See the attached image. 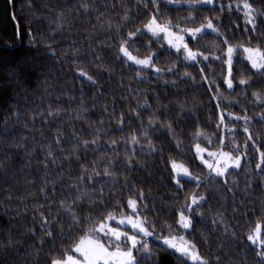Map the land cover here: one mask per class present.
Instances as JSON below:
<instances>
[{
    "label": "trees",
    "instance_id": "1",
    "mask_svg": "<svg viewBox=\"0 0 264 264\" xmlns=\"http://www.w3.org/2000/svg\"><path fill=\"white\" fill-rule=\"evenodd\" d=\"M81 2L82 0H0V264H47L49 252L55 250L59 253L61 243L69 242L61 241L56 236L58 228L48 229L53 230V239L44 237L38 213H43L49 220H60L68 236L82 234L83 225L80 233L69 231L70 217L64 215L60 208L61 200L67 205L68 199L74 198L77 193L76 187L69 188L68 185L76 184L79 168L71 156L68 160L61 157L70 153L75 138L90 140V128L115 129L109 119L114 111L116 115L121 112L127 114L128 108L134 107L137 100L145 96L155 108L152 93L159 97L161 105H167V109L158 108L157 114L163 117L167 112V118L176 128L182 146L177 149L166 133L158 134L155 137L158 148L156 153H136V159L141 162L143 168L133 167L131 172L125 171L127 181L135 184L137 191L141 188L144 190L145 207L141 216L155 223L158 235L182 234V230L174 224L175 212L184 201L185 195L196 188V184L194 181L184 180V190L179 192L176 186L170 183L166 161L171 157L185 165L193 175L201 177L200 186L196 190L203 191L206 197L200 208L202 215H193L191 231H183L185 238L196 244L208 264H256L253 245L242 239V234L264 217V187L260 182V176H264V172H261L260 176L256 175L258 170L251 146L245 149L248 160L243 159L240 168L226 172V176H231L233 182L225 184L219 178H214V175L195 159L189 133L199 124L204 133L213 137L212 147H217L216 105L210 99L216 94V86H221L220 95L223 98L218 101L221 107L227 105L228 111L242 115L241 105H247L248 99H251V90L264 91V85L254 83L252 89L244 96L240 95L239 90L230 92L223 86L222 63L212 62L211 58L209 61L216 84H204L198 69L192 67L191 62L178 58L174 51L167 49V45H163L160 50L157 62L160 66L174 62L177 70L173 74L165 73L162 79H157L151 69H144L142 78L137 80V67H124L122 60L116 59L115 49L106 47L115 43V35L94 26L99 21L109 19L118 22L125 11L129 16L130 25L143 23L147 12L152 11L150 0H83L89 4L87 13L79 8ZM145 3H149L147 10L143 7ZM254 6L264 11V0H254ZM160 9L161 18H169L173 24L177 22V17L186 16L190 10L186 6L176 5L165 8L163 4ZM212 14V10L207 6H200L195 12L196 22L199 23L201 16ZM237 15L233 11L232 18L236 19ZM181 24L183 26V21ZM230 25L231 20L225 18L221 31H227ZM243 33L241 26L231 34V42L251 40L253 45L264 43V18L258 17L254 37ZM213 40L211 34H206L200 43L211 47ZM97 41L100 43L97 44ZM152 46L157 47L155 44ZM73 49H76L75 55ZM134 54L142 55L144 49L140 48L139 52ZM97 55L100 56L99 61L95 59ZM101 63L111 71L105 72L99 68ZM94 64L97 67H93ZM246 65L242 54L237 52L233 75L238 77L243 73L247 76L249 71ZM77 68L93 75L97 86H92L84 77L79 76ZM183 72L190 75L183 76ZM144 76H147L146 80L143 79ZM260 79L262 78L253 76V81ZM210 87L212 92L208 91ZM128 89L132 91L129 92ZM137 92L139 96L137 100H133L132 97L136 96ZM178 104H183L185 108V111L181 112L184 119L179 123L176 117L177 111H180ZM57 107L61 109L59 114L54 113L52 117H48L49 109ZM258 110L255 104L248 107L247 111L252 119L247 126L254 135L261 136V140L257 141V144H260L264 143V123L260 117L252 115ZM13 111L18 115L10 118ZM36 113L41 115L36 119L30 118V114L35 116ZM78 115L83 119H77ZM45 119L48 120L47 124L44 123ZM225 122L234 129L231 134L225 129V135H231L237 144L243 143L244 136L240 130L244 126L243 122L229 121L226 116ZM133 127H137L134 118H127L123 132L110 131L109 136L127 135ZM56 130L64 133L60 137L63 152H60L55 144ZM103 135L101 133L102 137ZM100 144L98 151H89L87 154L80 148L77 154L81 156V162L85 155L90 162L98 153L108 150L103 138ZM88 147L92 148L91 145ZM49 150L57 159L55 166L46 156ZM117 179H120L119 176ZM49 180L53 183L47 185L42 196L39 189ZM249 182L251 187L246 189L245 185ZM228 187H232L233 191L228 192ZM130 195L131 189H115V197L122 201L126 213L128 209L123 201ZM112 198V186L109 185L105 199L111 202ZM36 205L42 207L37 208ZM80 207L85 208L86 205L81 204ZM233 208L236 209L235 212ZM218 215L222 216L225 226L223 228L219 223L213 225V219ZM165 223L172 225L176 230L165 231ZM225 228L235 232L236 237L233 238ZM41 239L45 240L42 250L37 245V241ZM204 239L208 241L207 244L202 242ZM149 245L153 256L147 264H191L155 239H151Z\"/></svg>",
    "mask_w": 264,
    "mask_h": 264
},
{
    "label": "snow or ice",
    "instance_id": "2",
    "mask_svg": "<svg viewBox=\"0 0 264 264\" xmlns=\"http://www.w3.org/2000/svg\"><path fill=\"white\" fill-rule=\"evenodd\" d=\"M161 4L165 8L169 5H176L186 6L190 10L186 16L177 17V22L173 24L171 19L161 18ZM150 5L152 11L147 12V18L143 23L130 25L129 16L125 11L118 22L109 19L99 21L94 26L115 35V43L108 44L106 47L115 49L116 59L118 61L122 60L124 67L137 66V80L142 78L144 69H151L152 74L157 79H162L165 73L173 74L177 70V65L174 62L165 66H160L157 62L160 50L163 45H167V49L174 51L178 58L185 62H191V66L198 69L199 76L204 84H216V80L213 78L212 64L209 61V58H211L212 62L219 61L222 63L224 68L222 73L223 86L230 92L239 90L240 95L244 96L249 89H252L254 83L258 82L264 85V43L258 42L253 45L251 40L236 43L230 40L231 34L241 26H243L244 35L251 34V36H255L258 17L264 18V11L254 6V0H150ZM200 6H207L213 14L201 16L199 23H197L195 12L199 10ZM143 7L147 10L149 3H145ZM79 8L87 13L89 4L82 0ZM225 9H227V12H225ZM233 11L238 14L236 19L232 18ZM225 18L231 20V25L227 31H221ZM181 21H183V26ZM206 34H211L214 37L211 47L200 43L201 38ZM141 37L146 38L141 39ZM99 43L97 41V44ZM153 44L157 47L153 48ZM140 48L144 49V54H134L138 53ZM237 52H240L242 60L247 62L246 67L249 71L247 76L243 73H240L238 77L233 75L235 71L234 58ZM75 54L76 49H73V55ZM95 59L99 61L100 56L97 55ZM93 67H97V65L94 64ZM99 68L105 72L111 71L103 63L99 64ZM76 71L92 86H97V80L93 75L82 68H77ZM181 75L189 76L190 73L183 72ZM253 76L262 79L253 81ZM143 79L146 80L147 76H144ZM220 89L221 86L217 85L215 88L216 94L210 97L216 105L215 123L217 125L216 139H218V146L212 147L213 137L204 133L197 124L195 130L189 133L192 138L191 149L195 153V159L200 161L205 168H208L214 174V178H219L225 184H230L233 181L231 176H226L227 170L240 168L242 157L244 160H248L245 149L250 145L254 152L255 167L258 170L256 175L260 176V173L264 172V143L257 144V141L261 140V136L254 135L251 128L247 126L252 119L247 109L253 104L257 105L259 110L252 115L260 117L261 122L264 123V91L251 90V99H248L247 105H241V111H243L241 115L239 112L228 111L227 105L221 107L218 102L223 98L220 95ZM96 90L99 92L98 87ZM128 91L131 92L132 89H128ZM208 91L212 92L213 89L210 87ZM151 95L156 105L155 108L149 104L147 96L137 100L139 96V92H137L136 96L132 97L133 100H137V103L134 107L128 108L127 114L121 112L116 115L114 111L109 117L110 123L115 125V129L90 128L92 138L90 140L75 138L70 153L61 157L68 160L71 156L76 161L79 176L76 178L75 185H68L69 188H77L75 197H70L67 205L61 200L60 208L63 210L64 215L70 217L69 231L80 233L81 225H83V231L82 234L68 236L60 220L56 218L49 220L44 217L43 213H38L41 232L44 237L49 240L53 239L54 232L48 229L58 228L59 231L56 236L61 241H69L67 244L61 243L59 253L55 250L49 252L47 264H142V262L147 264L153 256L148 241V238L152 236L162 240L168 249L174 250L180 257L192 261L193 264H208V261L200 254L196 244L183 235V231H191L194 223L193 215H202L200 208L206 197L203 191L196 190L200 186L201 177L193 175L187 167L171 157L166 161L170 183L176 186L179 192L184 190L183 178H188L196 184V188L185 195L184 201L175 212L174 224L176 228L182 230L179 242H177L176 236L158 235L155 223L149 221L147 217L141 216L143 207H145L144 190L141 188L137 191L135 184H130L125 176V171L131 172L133 167L143 168L141 162L136 159L137 152L151 155L158 151L155 140L158 134L166 133L169 141L175 143L177 149L182 146L176 128L167 118V112L163 117L157 114L158 108L167 109V105H161L159 97L155 93ZM123 99L126 100L127 97H123ZM177 107L180 109L176 113L177 123H179L180 120L184 119L181 112L185 111V108L183 104H178ZM60 111L59 107L50 108L47 116L52 117L54 113L58 115ZM81 111H86V109H81ZM107 111L106 107L105 113ZM145 112L147 115H143ZM17 115L18 113L13 111L10 113V118ZM40 115L41 113H36L35 116L30 114V118L36 119ZM225 116L229 121L243 122L244 126L240 129L244 136L243 143L237 144L231 135H225V129L229 134L234 131L233 127L226 124ZM76 118L83 119L80 115ZM127 118H134L137 127L131 128L127 135L109 136L110 131L122 133L124 121ZM44 123L47 124L48 120L45 119ZM102 123L103 121H101ZM101 133L104 134L103 137ZM63 135L62 131L56 130L55 144L60 152L64 151L60 147V137ZM73 135L75 137V133ZM102 138L108 150L98 153L96 158L90 162L85 155L83 162H81L82 158L77 154L78 150L83 148L85 154L89 151H98L101 148L100 141ZM200 138L207 140L208 144L202 146L199 142ZM89 145L92 146L91 149L88 147ZM109 153H114V155ZM161 154L163 155L162 152ZM204 154L211 160L206 159ZM46 156L52 160V164L55 166L57 159L53 157L51 150L47 152ZM116 157H119V159H116ZM211 161H214V163ZM245 171H248V169H245ZM118 176L119 180L117 179ZM206 179L205 176V182ZM248 179L251 181V176ZM260 182L261 186L264 187V176H260ZM52 183L53 181L49 180L40 187L39 192L42 196L45 194L47 185ZM109 185L112 186L113 198L111 202L105 199ZM250 187V182L245 185L246 189ZM85 188H87V191H85ZM117 188L131 189L132 191V195L127 196L126 200L123 201V203H126L127 213L122 206V201L115 197V189ZM227 191L232 192L233 188L228 187ZM81 204L86 205V207L81 208ZM36 207L40 208L42 205H36ZM232 210L233 212L236 211L235 208ZM217 223L220 224V227H225L220 215L213 219V225L215 226ZM113 224L115 226H112ZM163 229L167 232L176 230L167 223L164 224ZM225 231L229 232L233 238L236 237V233L231 229L225 228ZM242 239L253 245L254 254L257 258L256 264H264V217L257 220L254 226L243 233ZM202 242L204 244L208 243L206 239ZM10 243L11 240H9ZM44 244V239L37 241L40 250L43 249ZM212 259L218 260L219 258L212 257Z\"/></svg>",
    "mask_w": 264,
    "mask_h": 264
},
{
    "label": "rangeland",
    "instance_id": "3",
    "mask_svg": "<svg viewBox=\"0 0 264 264\" xmlns=\"http://www.w3.org/2000/svg\"><path fill=\"white\" fill-rule=\"evenodd\" d=\"M161 39H162V37H161ZM186 39H188L187 37H186ZM182 55V54H181ZM133 66H135V65H133ZM135 67H137V66H135ZM199 142H201V144H202V146H206L207 144H208V141H206V140H204V139H202V138H200L199 139ZM205 155V158L206 159H209V160H211V158H208V157H206V154H204ZM242 161H243V157H242V159H241V163H242ZM200 162V161H199ZM211 162H213L214 163V161H211ZM178 163H180V162H178ZM203 165V164H202ZM185 166V165H184ZM204 166V165H203ZM186 167V166H185ZM208 171H209V173H211L210 172V170L208 169V168H206ZM232 168H230V169H228L227 171H229V170H231ZM211 174H213V173H211ZM214 175V174H213ZM184 180H188V178H183ZM112 226H115V224H113ZM125 230H128V231H131L130 229H125ZM177 237V242H179V237L180 236H176ZM151 239H155L157 242H159V243H161L162 245H164L163 244V242H162V240H158V239H156V237L155 236H152V237H149L148 238V241H150ZM166 248H167V246L166 245H164ZM169 250H171V249H169ZM171 251H173L174 252V250H171ZM185 259V258H184ZM188 261V260H187ZM189 263H191V264H193V262L192 261H188Z\"/></svg>",
    "mask_w": 264,
    "mask_h": 264
}]
</instances>
